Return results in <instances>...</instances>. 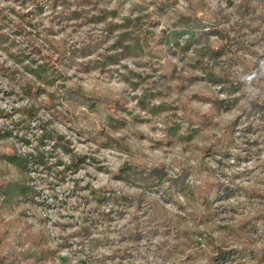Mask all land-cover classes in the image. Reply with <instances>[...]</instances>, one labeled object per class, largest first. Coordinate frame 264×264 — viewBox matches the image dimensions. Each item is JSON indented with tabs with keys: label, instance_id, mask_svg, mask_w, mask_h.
<instances>
[{
	"label": "rangeland",
	"instance_id": "1",
	"mask_svg": "<svg viewBox=\"0 0 264 264\" xmlns=\"http://www.w3.org/2000/svg\"><path fill=\"white\" fill-rule=\"evenodd\" d=\"M100 1V9L115 12L107 21L117 27L75 18V9L92 7L83 0H0V33L8 36L11 50H0L1 187L22 177L5 155L36 156L44 151L52 164L57 157L68 161L71 154L85 157L63 181L55 180L49 170L31 173L35 190L18 205L6 206L0 197V264H93L87 254L90 244H81L84 235L95 239L94 255L116 254L109 264H146L148 254L152 264H167L153 240L137 254V245L120 242L115 225L126 232L131 215L137 212L148 219L149 207L156 202L163 207L157 208L160 216L178 220L181 229H193L191 217L203 209L186 197H196L203 185L218 186L221 199L214 207L221 213L227 212V196L235 199L232 203L242 202L239 210L251 217L249 240L256 247L263 245L264 221L246 201L253 192L264 194V116L249 103L259 93L249 72L264 75V26L257 16L264 12V0H251V6L245 0H168L159 8L151 0ZM247 7L249 14L241 15ZM100 9H91V14L98 15ZM194 13L221 16L238 38L236 52L212 62L204 49L219 47L224 53L226 40L210 34V26L204 30L208 34L191 40L187 48L190 36L181 38L179 47L165 44L180 17ZM19 15L29 24L15 34L11 28L19 27ZM127 20L133 23L127 26ZM145 36L151 46L138 50L136 40ZM81 50L85 52L74 54ZM41 56L51 57L55 75L61 76L42 93L33 92L39 89L35 85L28 96L23 86L34 79L17 59L29 65ZM202 60H211L215 73L245 79L246 88L232 94L209 82L210 76L200 69ZM218 95H231L230 103L215 124H203L210 99ZM235 120V125L230 123ZM46 128L70 151L56 150L59 145L47 138ZM122 170L125 181H119ZM150 174L159 176L161 183L150 185ZM87 185L109 192L110 202L93 204L92 191L80 189ZM113 192L131 211L115 225L99 214L109 209L114 211L112 219L119 218L111 206ZM124 247L131 250L128 261L118 258ZM235 257L240 256L233 253L227 264H245Z\"/></svg>",
	"mask_w": 264,
	"mask_h": 264
},
{
	"label": "trees",
	"instance_id": "2",
	"mask_svg": "<svg viewBox=\"0 0 264 264\" xmlns=\"http://www.w3.org/2000/svg\"><path fill=\"white\" fill-rule=\"evenodd\" d=\"M83 1L86 2V4L91 5L92 7L90 9H75L72 12L75 18H82L85 20H82L83 22H86V20L88 19L89 21H92L91 23L99 24L101 22H105L107 24V27L109 28L117 27V25L107 21L108 14H115V12H110L108 9H100V0ZM167 1L168 0H151V3L155 4V6L159 8L161 4H166ZM244 3L247 6H251V0H245ZM91 9H100V13L98 15L91 14ZM249 10V7L244 8L243 12L240 11V14L247 15L249 14ZM203 16H205L206 18ZM257 16L260 23H262L261 25L264 26V12L259 13ZM19 17V27L16 25H12L11 28V30H13L15 34L18 29H21L19 32H24V26L26 24H29V22L27 23L26 20L23 19V15H19ZM241 17L244 18L243 16ZM2 20L3 19L0 16V22ZM136 21H138V24L140 23V19ZM131 23L133 22L127 20V26ZM138 24L136 28L139 27ZM227 24L228 23L226 21H223V19L221 18V16L219 17V15L218 17L217 15H207L203 13H194L188 16L184 15L179 19V26H177L176 29L169 34V36H166L165 44H172L175 47H179L181 46L180 39L184 36H190V39H187L185 41L186 45L184 47L187 48L190 46L191 40L201 39L204 35L208 34L207 31L204 30H206L207 27L210 26V28L212 29L210 34L215 33L218 37L224 38L226 40L224 45L225 55L220 51L219 47H208L209 49H204L210 53L208 58L210 57L212 62H216L217 60H219V57L231 55V52H236V49L234 47L237 43L238 38L234 34L233 30L225 27ZM230 32H232V34H230ZM29 35L30 37H32L31 32H29ZM136 46L138 50H142L146 47L151 46L150 37L145 36L144 38H137ZM0 50L11 54L9 38L4 33H0ZM38 52H40V50ZM83 52L85 51L81 50L78 53L77 51H74V54ZM27 58L28 57H25V60ZM17 60L23 65L21 67L23 69V72L34 79V81H29L28 83H26V85L23 86V92L28 96H32V88L35 85L38 84L39 89L38 91L33 92L42 93L43 91H46L47 86H54L59 76H61L55 75L56 69L53 64H51L53 63L51 61L53 60L51 57L41 56L38 59H32L29 62V65H26L25 61L22 59ZM211 60H202L200 63V69L211 78L209 82H213L219 86L228 88L230 90V93L232 94L239 93L246 88L247 82L243 78H241V80L237 76H234L232 73L228 72L221 74L215 73L212 69L213 66L211 68L209 65ZM254 70L255 69L249 72V76L251 77V79L254 78L257 81V83H253L256 89L259 90L258 95L261 96L258 97V95H256V97L249 101V103L252 108L260 109L264 116V75ZM219 95L223 96V94ZM219 95L215 99H210V111H208V113L202 117L203 124H215V120L218 117V114L228 103H230L231 95L227 97H220ZM158 106L162 107V105ZM158 106L155 107L158 109ZM96 108L97 107H95V109ZM235 122L236 120L230 123L235 125ZM231 131L232 129L230 131H227V133H230ZM224 132L226 131L224 130ZM44 133L47 138L53 139L54 141H56V143H58V145L59 141L63 142L59 139V136L57 137L56 135L54 137L55 134H53L50 130L48 132L47 128L44 129ZM173 136L176 140L179 138L176 134H174ZM188 138L189 135L185 139L187 140ZM54 147L56 150L61 147L66 152L70 151L69 149H66L63 144H60L59 146L55 145ZM48 158H50V156H48L44 151L37 153L36 156H33V154L28 156L5 155V159L7 160V162L14 168H18L22 177L20 180L13 181L9 186L1 187L0 185V197H2V204L6 206L18 205L23 202L22 200H25L29 198V196H31L30 193L35 190L34 184H32L34 182V179L31 177V173L42 174L43 170H49L52 174H54L53 178L55 180L63 181L68 172L77 171L80 165H82L85 161L84 156L76 154H71L68 161H64L60 157H57V161L55 164H52L48 160ZM129 170H131V168H129L128 171ZM125 175L126 174L123 173V170L118 173L119 181H125ZM149 176L150 177L147 179L148 182L153 181L154 184L161 183V178L159 176L155 174H150ZM149 184L151 185L152 183L149 182ZM89 186L90 185H87V187L80 189L85 190L86 188H89ZM77 187H79V184L77 185ZM215 188H218V186L212 187L211 185H203L197 188L196 197L195 195H188V197H186L187 200H189V203L190 201L192 203L195 202L198 206V209H203L201 214L192 215L191 219L195 227L193 229L189 228L188 231L180 228V222L178 220H174L172 218L169 219L168 217H162L159 213H156L158 211L157 208L163 207L159 206V203L155 202L154 204L156 205H152L151 207H149L151 214H149L148 219L145 220L141 218L137 214V212L133 213L131 215L132 217L127 231L123 232L122 229L124 228H121L119 227V225L115 224L119 223L118 221L120 220L118 219H124V213H130L131 211H126L125 206L127 204L119 203L118 201L121 202L122 197L115 195L114 192L113 195L115 196V199H111V206L114 207V209L116 210L115 215L119 218L112 219L111 216L114 211H109V209H107L106 212L98 213L103 215L104 222H108L111 225L115 223L114 225L117 226L116 228H119V230L114 232L117 234V237L121 239L120 242L137 245V254H142V250L145 248L146 241L153 240L152 246L157 250L156 252L160 253V256L162 257L161 261L167 264H227L229 262V258L233 256V253L239 254L240 257L235 258H242L245 264H264V243L263 245L260 244L256 247V245L254 246L252 242H250V237H248V235H252L253 229L251 225V217L243 213L245 209L239 210V206L244 204L242 202L232 203L233 201H235V199H229L231 196H227L226 198L229 203L227 205V212L223 211L221 213L218 207H214L216 202L221 199V196L217 195ZM89 189L92 191V199L95 201H93V204L101 207L103 203L110 202V198L107 196L109 192H107L106 190H95L91 188ZM252 197L256 198L254 202H251ZM85 199L86 201H88L84 196L83 200ZM247 199L248 202L246 201V203L253 209L258 210V216H261V219L264 221V194L258 193L255 195L253 192ZM191 206L196 207L195 205ZM221 214H228V217L223 218ZM217 221H222L225 224L215 225ZM84 229L87 230V226H85ZM81 240H83L84 242L81 244H87L86 241H88V243L90 244L87 254L89 255L93 264H109V261H111L116 255H112L111 251L105 254L94 255V247L96 246V244L93 236L90 235L85 237L84 235V237L82 236ZM101 241L104 242V244H107V238L106 240L102 239ZM130 251L128 252L124 247L121 251V255L118 256V258L121 261L130 260ZM140 257L143 259L142 256ZM150 258L151 254H148L143 260L146 264H152L149 260ZM63 261L67 262V259H63Z\"/></svg>",
	"mask_w": 264,
	"mask_h": 264
}]
</instances>
